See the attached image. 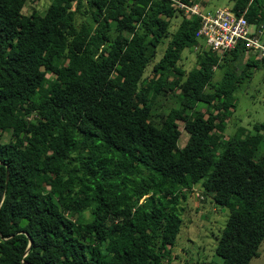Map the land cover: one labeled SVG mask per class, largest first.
I'll return each mask as SVG.
<instances>
[{
    "label": "trees",
    "instance_id": "trees-1",
    "mask_svg": "<svg viewBox=\"0 0 264 264\" xmlns=\"http://www.w3.org/2000/svg\"><path fill=\"white\" fill-rule=\"evenodd\" d=\"M24 1L0 0V264H167L175 202L197 182L228 206L221 264H248L264 236V121L223 139L213 110L235 106L258 63L240 62L244 41L216 56L174 0H50L21 18ZM229 7L264 19V0ZM161 88L178 91L157 121Z\"/></svg>",
    "mask_w": 264,
    "mask_h": 264
},
{
    "label": "rangeland",
    "instance_id": "rangeland-1",
    "mask_svg": "<svg viewBox=\"0 0 264 264\" xmlns=\"http://www.w3.org/2000/svg\"><path fill=\"white\" fill-rule=\"evenodd\" d=\"M50 0H25L21 6L19 15L21 18L30 12H42ZM198 3L199 7L213 9L220 6H230L233 0H192ZM176 18L174 19V21ZM253 24V23H252ZM250 26L260 37L264 38V19L258 24ZM205 48V47H204ZM59 53V51H58ZM157 51L155 61L160 55ZM222 52L216 51L215 55L220 56ZM181 63L184 67H189L195 63L193 47L185 49ZM247 57L258 60L257 65L250 66V76L243 80L235 91L236 104L233 108L223 109L219 102H215L213 108L216 120L223 123L221 130H215L223 139L231 133L237 131L244 133L251 129L254 122L264 121V59H258L255 53L249 49L243 51L242 62ZM152 61V62H153ZM145 67L142 80L146 82L155 73L151 72V63ZM221 71L214 69L213 79L220 76ZM171 75L167 76L169 79ZM177 88L173 90H163L162 88L152 97V111L161 116L170 111L174 112L175 94ZM150 92L148 96H150ZM201 109H203L201 107ZM171 128L179 131L177 145H182L187 137V132L179 121L170 123ZM10 131L6 130L0 134V140L8 139ZM264 152V135H262L255 152L256 159ZM170 200L174 198L169 197ZM176 212L181 218L179 230L175 241L170 247L168 256L165 257L167 264H221V258L215 253L214 245L216 237L225 222L228 214V206L213 202L211 192L203 191L200 182L185 192L184 197H179L176 202ZM75 213L72 214V217ZM248 264H264V236L257 246V255L250 258Z\"/></svg>",
    "mask_w": 264,
    "mask_h": 264
},
{
    "label": "built area",
    "instance_id": "built-area-1",
    "mask_svg": "<svg viewBox=\"0 0 264 264\" xmlns=\"http://www.w3.org/2000/svg\"><path fill=\"white\" fill-rule=\"evenodd\" d=\"M174 1L183 8L185 16L194 14L199 17L194 34L203 40L206 48L222 52L232 48L238 40H243L245 50L249 49L256 57L264 59V38L250 29L253 24L243 14L234 12L229 6L205 9L199 7L197 2L184 4L179 0Z\"/></svg>",
    "mask_w": 264,
    "mask_h": 264
},
{
    "label": "crops",
    "instance_id": "crops-1",
    "mask_svg": "<svg viewBox=\"0 0 264 264\" xmlns=\"http://www.w3.org/2000/svg\"><path fill=\"white\" fill-rule=\"evenodd\" d=\"M193 2H195V1H193ZM192 3V2H191ZM225 6V5H224ZM221 7V6H220ZM212 9V8H211ZM214 9V8H213ZM252 26H254V25H252Z\"/></svg>",
    "mask_w": 264,
    "mask_h": 264
}]
</instances>
